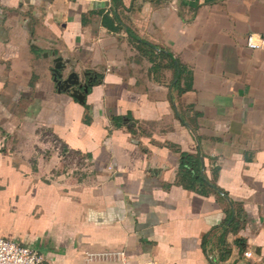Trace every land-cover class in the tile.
Wrapping results in <instances>:
<instances>
[{
  "label": "crops",
  "instance_id": "obj_1",
  "mask_svg": "<svg viewBox=\"0 0 264 264\" xmlns=\"http://www.w3.org/2000/svg\"><path fill=\"white\" fill-rule=\"evenodd\" d=\"M248 33L264 39V0H0V236L47 264H264ZM56 57L93 76L83 103Z\"/></svg>",
  "mask_w": 264,
  "mask_h": 264
},
{
  "label": "built area",
  "instance_id": "obj_2",
  "mask_svg": "<svg viewBox=\"0 0 264 264\" xmlns=\"http://www.w3.org/2000/svg\"><path fill=\"white\" fill-rule=\"evenodd\" d=\"M255 34L248 33L245 37L246 46L250 49L262 48L264 46V39L258 36L256 39ZM124 252H92L86 254L87 260L101 259V260H114L120 259ZM244 256L249 257L250 252L245 251ZM0 264H47L46 257L41 251L26 246L13 239L0 236Z\"/></svg>",
  "mask_w": 264,
  "mask_h": 264
},
{
  "label": "water",
  "instance_id": "obj_3",
  "mask_svg": "<svg viewBox=\"0 0 264 264\" xmlns=\"http://www.w3.org/2000/svg\"><path fill=\"white\" fill-rule=\"evenodd\" d=\"M64 63L61 57L54 59L53 76L59 89L68 91L71 96L76 98L78 102L83 103L84 94L88 90L90 81L93 76H89L87 81H81L79 75L76 72H70L66 77L62 76L61 70L64 68ZM89 72H85L88 75Z\"/></svg>",
  "mask_w": 264,
  "mask_h": 264
},
{
  "label": "rangeland",
  "instance_id": "obj_4",
  "mask_svg": "<svg viewBox=\"0 0 264 264\" xmlns=\"http://www.w3.org/2000/svg\"><path fill=\"white\" fill-rule=\"evenodd\" d=\"M45 138L49 141H51V147L54 146V147H58V149H62V144L57 141L56 138L52 137L50 134H46ZM64 163L67 164V165H70L72 163H79V157L76 155V154H72V153H69L66 155V157H64Z\"/></svg>",
  "mask_w": 264,
  "mask_h": 264
},
{
  "label": "trees",
  "instance_id": "obj_5",
  "mask_svg": "<svg viewBox=\"0 0 264 264\" xmlns=\"http://www.w3.org/2000/svg\"><path fill=\"white\" fill-rule=\"evenodd\" d=\"M176 73H175V75H174V77H180V73H179V70L177 69V67H176ZM178 71V72H177ZM200 179L202 180V181H204L206 184H209L210 186H212V187H214V189H216V190H218L219 191V188L218 187H216V185L215 184H213V183H211V182H209L204 176H200Z\"/></svg>",
  "mask_w": 264,
  "mask_h": 264
}]
</instances>
